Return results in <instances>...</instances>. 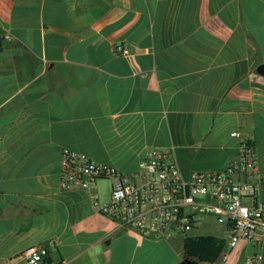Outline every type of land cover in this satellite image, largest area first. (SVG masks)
<instances>
[{
    "label": "crops",
    "instance_id": "obj_1",
    "mask_svg": "<svg viewBox=\"0 0 264 264\" xmlns=\"http://www.w3.org/2000/svg\"><path fill=\"white\" fill-rule=\"evenodd\" d=\"M0 43V264L52 244L45 264L186 259V237L143 238L62 191L64 149L134 176L147 151L172 148L189 178L238 161L241 132L264 174V0H0ZM98 192L107 203L110 184ZM202 228L187 237L228 239ZM258 255L264 240L197 264Z\"/></svg>",
    "mask_w": 264,
    "mask_h": 264
},
{
    "label": "built area",
    "instance_id": "obj_2",
    "mask_svg": "<svg viewBox=\"0 0 264 264\" xmlns=\"http://www.w3.org/2000/svg\"><path fill=\"white\" fill-rule=\"evenodd\" d=\"M114 51L124 57L132 54L122 45H116ZM233 136L241 140L238 161L215 173L195 171L189 178L182 173L172 148L147 151L140 172L134 176L64 149L60 189L90 193L99 213L143 238L170 241L187 237L204 218H214L228 234L227 251L221 258L225 262L241 242L257 246L264 240V205L258 201L264 174L258 147L241 132ZM101 181L111 186L105 204L100 202L98 192ZM50 247L29 250L28 264H45ZM262 260L261 255L249 256L246 263L260 264Z\"/></svg>",
    "mask_w": 264,
    "mask_h": 264
},
{
    "label": "trees",
    "instance_id": "obj_3",
    "mask_svg": "<svg viewBox=\"0 0 264 264\" xmlns=\"http://www.w3.org/2000/svg\"><path fill=\"white\" fill-rule=\"evenodd\" d=\"M226 247L227 240L216 236L186 237L184 242L186 258H192L200 262L214 263L220 261Z\"/></svg>",
    "mask_w": 264,
    "mask_h": 264
},
{
    "label": "rangeland",
    "instance_id": "obj_4",
    "mask_svg": "<svg viewBox=\"0 0 264 264\" xmlns=\"http://www.w3.org/2000/svg\"><path fill=\"white\" fill-rule=\"evenodd\" d=\"M203 228L200 231H194L193 234H203V235H212V234H222L219 232L222 229V226L218 225L214 218H204Z\"/></svg>",
    "mask_w": 264,
    "mask_h": 264
},
{
    "label": "water",
    "instance_id": "obj_5",
    "mask_svg": "<svg viewBox=\"0 0 264 264\" xmlns=\"http://www.w3.org/2000/svg\"><path fill=\"white\" fill-rule=\"evenodd\" d=\"M258 72H259L260 74L264 75V65H262V66L259 68ZM197 263H198L197 260H194V259H192V258H186V259L183 261L182 264H197Z\"/></svg>",
    "mask_w": 264,
    "mask_h": 264
}]
</instances>
